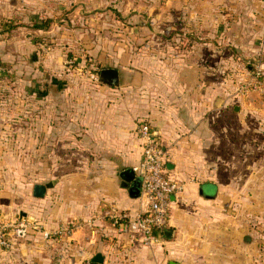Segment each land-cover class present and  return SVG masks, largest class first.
I'll use <instances>...</instances> for the list:
<instances>
[{"label": "crops", "instance_id": "obj_1", "mask_svg": "<svg viewBox=\"0 0 264 264\" xmlns=\"http://www.w3.org/2000/svg\"><path fill=\"white\" fill-rule=\"evenodd\" d=\"M1 1L2 11L8 4ZM167 3L10 0L11 12L26 11L32 19L44 16L50 23L56 17L63 23L71 15L104 10L132 14L126 23L130 32L143 31L149 42L155 38L162 52L154 59L176 66L161 75L140 69L138 85L133 72L108 68L118 73L117 87L99 83L50 90L58 101L41 117L31 104L33 91H28L26 118L20 117L18 101L11 104L9 117L0 103V217L27 219L34 226L10 250L0 249V264H90L96 256L102 264H264L259 260L263 234L257 210L253 207L250 217L242 207L240 213L227 212V188L218 181L199 180L200 174L217 173L218 166L205 162L213 143L221 140L210 132L211 118L206 116L211 90L205 86V63L214 58L264 59V0ZM165 47L174 50L167 53ZM138 55L150 60L147 52ZM190 59L202 64L179 67ZM152 75L170 81L152 85ZM228 102L226 97L215 101L218 114ZM233 112L241 114L243 107L234 106ZM143 120L164 152L167 177L182 185L172 197L167 227L160 235L154 232L159 239L149 246L135 233L119 234L107 216L115 212L133 217L147 210L140 191L133 190L136 176L129 183L123 180L141 160L136 128ZM214 152L220 156L219 150ZM15 158L27 159L24 169ZM34 185L45 188L42 198L33 196ZM252 186L257 190L258 183ZM234 188V201L242 205V182L235 181ZM71 225L75 228L68 234L41 236ZM248 257L250 262L245 261Z\"/></svg>", "mask_w": 264, "mask_h": 264}, {"label": "rangeland", "instance_id": "obj_2", "mask_svg": "<svg viewBox=\"0 0 264 264\" xmlns=\"http://www.w3.org/2000/svg\"><path fill=\"white\" fill-rule=\"evenodd\" d=\"M175 1L168 0L167 7H173ZM9 2L2 0L8 8L2 7L1 11L0 7V103L3 114L8 117L11 104L18 101L20 117L26 118V99L31 96L28 91L34 92L31 104L35 107V115L41 117L43 110L58 101V94L48 91L68 86H97L99 71L103 69L133 72L134 84L138 85L140 69L161 75L176 66L171 61L154 59L156 52H162V47L155 45V38L149 42L145 41L147 37L143 31L130 32L126 23L132 14L104 10L91 15H71L64 18L63 23L56 17L54 23L46 25L44 16L32 19L26 11L11 12ZM181 3L186 5L184 1ZM165 49L171 53L174 47ZM144 52L150 54V60L140 59L138 54ZM199 63L190 59L178 65L199 68L195 66ZM205 68L209 74L205 86L209 85L211 90V106L206 116L211 118L210 132L221 140L213 143V152L205 162L211 161L218 166L217 173H210L209 177L200 174L199 180L218 181L227 188V212L240 213L242 207V213L250 217L251 209L257 210L261 217L258 220L260 233L263 234L259 260L264 262V59L245 62L214 58L205 63ZM159 75H152L149 82L157 85L170 81L169 77L165 79ZM225 97L229 102L218 114L214 103ZM234 106H242L243 112L234 113ZM214 149L219 150L220 156ZM8 160L11 162L12 158ZM15 160L24 169L27 159ZM239 180L242 182V205L234 201V183ZM255 182L258 183L257 190L252 186ZM255 198L257 201L251 207V200ZM245 261L251 260L248 257Z\"/></svg>", "mask_w": 264, "mask_h": 264}, {"label": "built area", "instance_id": "obj_3", "mask_svg": "<svg viewBox=\"0 0 264 264\" xmlns=\"http://www.w3.org/2000/svg\"><path fill=\"white\" fill-rule=\"evenodd\" d=\"M136 135L142 144V157L133 172L139 181L140 197L147 210L133 217L115 212L107 216L119 234L135 233L144 245L149 246L159 239V236H154V232L160 235L167 227L172 197L182 190V185L167 177L164 152L149 123L140 121ZM74 228L71 225L52 233L42 232L41 236L49 239L51 236L68 234ZM33 229L34 226L27 219L5 221L0 217V249L10 250L14 240L24 239Z\"/></svg>", "mask_w": 264, "mask_h": 264}, {"label": "water", "instance_id": "obj_4", "mask_svg": "<svg viewBox=\"0 0 264 264\" xmlns=\"http://www.w3.org/2000/svg\"><path fill=\"white\" fill-rule=\"evenodd\" d=\"M99 83L109 86L117 87L119 85L118 73L114 69H103L99 73ZM123 180L127 183L135 179L133 170H128L124 173ZM126 186V185H125ZM136 194H139V181L135 180V187H133ZM45 188L42 185H34L33 196L35 198H42L44 195ZM135 194V196H137ZM90 264H102V259L100 256H96Z\"/></svg>", "mask_w": 264, "mask_h": 264}, {"label": "trees", "instance_id": "obj_5", "mask_svg": "<svg viewBox=\"0 0 264 264\" xmlns=\"http://www.w3.org/2000/svg\"><path fill=\"white\" fill-rule=\"evenodd\" d=\"M49 24V22L48 21H46V25H48ZM99 73H100V71H99Z\"/></svg>", "mask_w": 264, "mask_h": 264}]
</instances>
